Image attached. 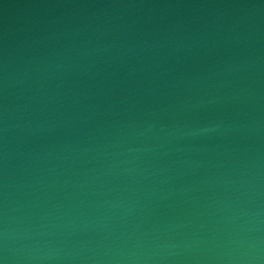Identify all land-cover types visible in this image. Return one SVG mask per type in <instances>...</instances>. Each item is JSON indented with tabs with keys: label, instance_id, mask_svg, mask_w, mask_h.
I'll return each mask as SVG.
<instances>
[{
	"label": "water",
	"instance_id": "water-1",
	"mask_svg": "<svg viewBox=\"0 0 264 264\" xmlns=\"http://www.w3.org/2000/svg\"><path fill=\"white\" fill-rule=\"evenodd\" d=\"M0 264H264V0H0Z\"/></svg>",
	"mask_w": 264,
	"mask_h": 264
}]
</instances>
